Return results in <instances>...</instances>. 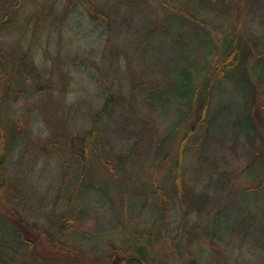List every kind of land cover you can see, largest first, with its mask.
<instances>
[{
    "label": "rangeland",
    "instance_id": "1",
    "mask_svg": "<svg viewBox=\"0 0 264 264\" xmlns=\"http://www.w3.org/2000/svg\"><path fill=\"white\" fill-rule=\"evenodd\" d=\"M53 1L19 0L17 10L20 20L0 35L2 56L11 63H17L18 57L24 56L20 53L25 54L32 47L33 62L40 72L53 66L55 59L57 72L63 75L68 69L66 65L72 67L70 82L54 86L49 83L50 72L47 75L44 72L34 79L31 74L33 71L28 66L23 65L21 71L19 67L15 68L16 73L10 83L12 93L8 114L24 129L17 136L16 145L10 152L6 182L0 180V185L1 182L5 184L2 189H8L6 201L0 198V212L11 220L14 216L25 219L35 231L25 234L30 241L29 248H20L9 222L3 218L0 221V264H130V261L125 260L127 256L117 249L118 240L131 234L132 228L146 236L150 232L148 229L154 209L152 204L144 203L146 200L142 195L146 191L147 196L150 195L147 200L151 198L152 201V196L158 195L157 190H162L182 136L171 149L162 146L169 130L167 123L176 118L179 112L176 101H170L154 114H147L144 95L139 93L134 107L146 113L149 119L140 124L127 110L130 108L125 100L130 99L133 90L138 92L135 82L144 80L148 86L160 82V76L169 73L173 65L180 64L185 54L199 56L201 61L202 58L203 61H211L212 57L208 56L202 42L206 35L202 30L196 32L192 24L180 16L179 11L187 8L192 0H94L105 6L110 14V33L102 27L100 20L90 17L80 0ZM10 2L0 0V8H6ZM199 2L194 7L198 17L210 26L214 43L219 44L215 54H218L223 38L237 15L241 27L239 31L250 41L264 44V0H230V10L225 6L216 8L208 0ZM51 6L56 9L55 15L60 13L62 6H67L69 13L56 17L51 15L49 19L55 18L54 25L50 24L48 30L43 29L45 31H39L34 36L35 21L44 12L49 15ZM31 41L34 42L33 46L30 45ZM190 45L196 47L193 52L189 51ZM249 61L247 69L254 81L257 79L251 72V64L255 60ZM210 74L212 80L217 78L215 71ZM217 84L215 82L213 85L217 88ZM220 84L223 90L220 94L215 89L213 99L229 102L237 93L233 92L229 79ZM107 94H115L113 98L118 105L97 131L103 137L102 143L109 151L114 166L118 155L130 153L133 156V161L121 177L110 176L109 171L101 167L92 155L90 166L86 162L83 165L80 149L77 155L70 153L71 148H79L80 141L84 143L88 140L94 116ZM263 94L262 85L258 89L254 114L261 112ZM226 115L224 111L221 113L219 123L224 122ZM256 121L262 139L256 137L253 145L249 143L250 146L240 137L235 141L234 130L230 128L211 137L201 159L200 144L204 135L201 132L195 136L194 144L189 145L184 159L188 167L191 166L190 171H194L197 163L203 164L204 158L209 159L208 166L211 169L200 173L204 177L210 173L215 176L219 164L222 165L218 171L226 172L235 186L232 191L236 193L230 202L235 205L231 209L239 212L240 208L246 207L249 210L236 217L237 229L231 232L230 247H224L226 251L219 252L224 258L220 257V263L217 264H264V189L258 191L254 200L247 199L256 178L249 174L247 166L262 142L264 145V114ZM80 135L83 138L78 139L76 145L69 142L72 137L74 140L75 136ZM1 141L0 134V156ZM47 144L60 147L51 148ZM92 167L112 187L115 188L113 183L118 187L111 194L113 201L97 189L82 191L81 202L87 207V213L80 223V233L88 241L82 240L76 246L81 248L74 251L49 247L41 231L47 230L50 220L61 215L66 189L76 185L74 192L79 194L85 181L89 183L91 179L88 174ZM190 176L189 172L185 174L187 178ZM125 185L123 191L122 186ZM62 189L64 192H61ZM10 196H17L19 203L13 202ZM7 200L14 205V214L5 209ZM130 203L132 210L128 205ZM124 208L132 212L130 215L125 213L127 218L121 224L123 228L112 221V215L119 213L118 217L123 216ZM209 242L203 240V243L195 245L200 244L202 254L217 257L214 245ZM198 249L193 248L191 252ZM156 258L162 260L161 264H190L187 257L177 263H172L170 257ZM130 259L133 261L137 258ZM192 261L191 264H194Z\"/></svg>",
    "mask_w": 264,
    "mask_h": 264
},
{
    "label": "trees",
    "instance_id": "2",
    "mask_svg": "<svg viewBox=\"0 0 264 264\" xmlns=\"http://www.w3.org/2000/svg\"><path fill=\"white\" fill-rule=\"evenodd\" d=\"M18 1L11 0L6 8H0V35L10 30L13 25L17 24V20H20L19 10H17L19 6ZM54 1L55 3L57 2V0ZM80 2L90 17L100 20L103 24L102 27L105 28L106 32L110 33L111 19L106 7L94 0H80ZM208 2H212L216 8L217 6H225L224 8H229L228 10H230V0H208ZM197 3H200L199 0H192L186 6L187 8L179 11V13L181 18L192 24L196 32L197 30L204 31L206 37L202 39V42L205 44L204 49L208 51V56L212 57V60L205 59L203 61L202 58L201 61L199 56L194 54H189L190 56H188L185 54L186 56L183 57L180 64L173 65L174 67L169 70V73L160 76V82L153 83L151 86H148V83L144 80L140 81V83L135 82L134 84H137L139 87L136 85L138 92L133 90L134 94L131 95L129 100H125V103L130 108L127 110L135 116L134 118L140 124L147 122L149 119L146 117V113H142L141 110L134 107V101L138 98L139 93L144 95L143 102L147 108L145 109L147 110V114H154L160 108L165 107L170 101H176L179 112L176 118L167 123L169 130L167 136L163 139L162 146H168L171 149L176 144L179 136H182L176 149L177 153L172 161V166L169 169L170 171L164 178L163 182L166 184L162 186V190H157L158 195L152 196V201L151 198L149 199L150 201L147 200V197H150V195L147 196L146 191L145 195L141 194L146 200L144 203L152 204L154 209L148 229L150 232L146 236L145 234H140L138 229L132 228L131 234L118 240L117 249L123 256H127L125 260L126 262L130 261V264H161L162 260L159 261L156 257H170L172 263L183 262V258L187 257L190 264L192 260L194 264H202L201 262L205 264H217L220 257H223V254L221 255L219 252L226 251L224 247H230L231 232L237 229L236 217L238 218L242 212L249 211L246 207L240 208L239 212L231 209L235 205L230 203L236 193L232 191L235 186L226 172L218 171L220 170L218 168H221L222 165L219 164V167L217 166L215 176L210 173L209 176L204 177L200 173L205 171V169L208 171L211 169L208 166L209 159L204 158L203 164L197 163L193 169L194 171H190L192 168H190L191 166L188 167V163L184 159H186L189 145L194 144L193 140H195V136L201 134V132H204L200 144L201 159L202 155H205L206 149H208L211 137L219 131L224 132L231 128L234 130L233 138L235 141L240 137L251 145H253L256 137L262 139L256 118L264 114V98H261V107L258 106L261 112L258 115L254 113L256 111L255 103L258 89L260 86H264V44L250 41L248 37H245L239 31L241 29L240 20H238L239 16L236 14L237 16L233 20L234 22L231 24L228 34L223 38L218 54H215L219 44L214 43L213 31L210 29V26L198 17V12L194 8ZM61 8L60 13L56 15H67L69 13L67 6H62ZM55 10L51 6L50 10L48 9L49 15L44 12L40 19L35 21L37 25L33 31L34 36L39 31H45L43 29L48 30L47 26L50 24L54 25ZM51 15L54 17L50 18V20L49 17ZM32 41L30 42L31 46L34 44ZM262 45L263 47H261ZM189 47L190 52H193L196 48L193 45ZM31 49L32 47L28 48L25 54L20 53V55L24 56L18 57L17 63H11L2 56L3 53L0 47V134L2 139L0 180L4 182H6L5 176L10 152L13 146L16 145L17 136L24 129L8 114V102L12 93L10 83H12V78L16 73L15 68L19 67L18 70L21 71L23 65L28 66L33 71L31 74L34 76V79L42 76L41 74L44 72L46 75L50 72L49 83L53 86L64 83L66 85L72 78V67L69 65L65 66L66 68L68 66L65 75L60 71L57 72L56 59L53 66L44 68L41 73L35 67L33 62L34 53L31 52ZM17 53L19 54V52ZM251 59L255 60L251 64V72L255 74L257 79L254 81L250 75V71L247 69L249 60ZM212 71L217 73L215 80L211 79L210 73ZM225 79L230 80L233 92L237 93L235 97H232L226 103L220 99H217V101L213 99L215 89L221 94L223 89L220 83ZM215 82L219 83L217 84V88L213 85ZM114 95H106L103 105L94 116L88 140H85L84 143L80 141L79 148H71L70 153L71 155L74 153L77 155L80 149L82 157H79L83 165L86 162L90 166V155H92L101 167L109 171L110 176L121 177L124 175L128 165L133 161V156L131 157L130 153L118 155L115 159L116 166H114L112 164L114 161H111V156L108 154L109 151L106 150V146L102 143L103 137L97 131L105 120L107 121L110 118L118 105L117 101L113 98L115 97ZM262 96L264 97V94ZM223 111L227 113V118L224 122L219 123ZM81 137L83 138L81 135L79 137L75 136V142L72 137L69 142L76 145L78 139L82 140ZM47 145L51 148L60 147L57 144ZM162 146L157 150L158 153H160ZM260 146L259 150L254 155L252 154L253 159H251L247 166L249 174L253 177L256 176L255 185L250 187L251 193L247 196V199L251 201L258 195L259 190L264 189L263 142ZM188 172L191 173V178L185 177V174H188ZM88 175L91 180L89 183L85 181V185H83L79 194H75L74 192L76 185H71L66 189L67 195L66 197L64 196L66 200L61 215L59 217L55 216L53 220H50L47 230L41 231L44 241H46L49 247L74 251L81 248L76 246L82 240L88 241L87 237L80 233V223L83 222L82 219L85 213H87V207L81 202L80 194H82V191L97 189L103 194L108 195L109 199L113 201L111 194L118 188L115 183H113L114 188L102 174H97L94 167H92ZM4 182H1L0 185V198L6 201V190L8 189H2V186L5 185ZM122 187L124 188L123 191H125L126 185ZM61 192H64L63 189ZM152 192H154L153 189ZM10 198H13V202L16 204L19 203L17 196H10ZM7 202L8 206L6 205L5 209L14 214L16 212L14 205H11L9 200ZM128 205H130L131 209L132 204ZM128 211L129 209L126 208L123 216L119 217L117 216L119 213L114 212L116 214L112 215V221L123 227L121 224L125 223L127 215H130L132 212ZM3 218L6 217L0 212V221H3ZM6 219L14 232V236L19 240L18 246L24 249L29 248L30 241L25 234L31 233L35 229L23 218H16L14 216L13 220L10 218ZM203 240L210 241L209 243L214 245V251L218 254L217 257H213L212 255H209V257L202 254L199 246L203 243ZM196 243H200L199 246H196ZM196 247L199 249L191 252V249H196ZM204 256L206 258H203ZM130 257H136L137 259L132 261Z\"/></svg>",
    "mask_w": 264,
    "mask_h": 264
}]
</instances>
